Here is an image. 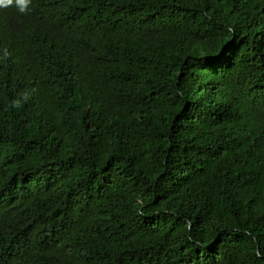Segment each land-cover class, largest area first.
I'll list each match as a JSON object with an SVG mask.
<instances>
[{"label": "trees", "instance_id": "obj_1", "mask_svg": "<svg viewBox=\"0 0 264 264\" xmlns=\"http://www.w3.org/2000/svg\"><path fill=\"white\" fill-rule=\"evenodd\" d=\"M0 264H264V0H0Z\"/></svg>", "mask_w": 264, "mask_h": 264}]
</instances>
